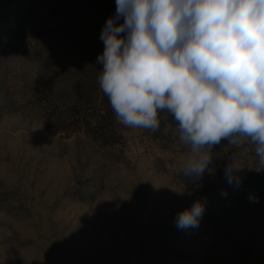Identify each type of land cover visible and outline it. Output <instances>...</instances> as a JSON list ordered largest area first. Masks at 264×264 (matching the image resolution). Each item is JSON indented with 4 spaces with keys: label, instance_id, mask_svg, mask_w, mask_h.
Listing matches in <instances>:
<instances>
[{
    "label": "rangeland",
    "instance_id": "374dc122",
    "mask_svg": "<svg viewBox=\"0 0 264 264\" xmlns=\"http://www.w3.org/2000/svg\"><path fill=\"white\" fill-rule=\"evenodd\" d=\"M115 13L113 0H0V264H264L253 146H214L193 181L166 112L156 131L117 121L122 143L108 148L58 131L60 105L95 93ZM229 164L238 189L221 171ZM250 195L258 202L241 216L221 217ZM197 200L199 227L178 229L177 213Z\"/></svg>",
    "mask_w": 264,
    "mask_h": 264
},
{
    "label": "clouds",
    "instance_id": "9594fccd",
    "mask_svg": "<svg viewBox=\"0 0 264 264\" xmlns=\"http://www.w3.org/2000/svg\"><path fill=\"white\" fill-rule=\"evenodd\" d=\"M100 39L98 85L117 121L156 131L170 114L190 148L185 176L202 180L223 141L253 146L264 167V0H116ZM237 171L224 174L238 189ZM204 212L195 201L176 227L198 228Z\"/></svg>",
    "mask_w": 264,
    "mask_h": 264
},
{
    "label": "trees",
    "instance_id": "16d2710c",
    "mask_svg": "<svg viewBox=\"0 0 264 264\" xmlns=\"http://www.w3.org/2000/svg\"><path fill=\"white\" fill-rule=\"evenodd\" d=\"M116 4V0H113ZM60 113L57 115L60 133H84L93 143L99 147L108 148L122 143L119 134L117 119L108 98L102 93L99 85L95 83V93L88 100L71 98L60 105ZM170 126H176L177 122L170 116ZM223 166L222 172L225 170ZM259 195L264 196V170L259 174ZM262 191V192H260ZM250 196H239L232 204V212L222 211L221 217L228 222L241 216L247 206L252 203Z\"/></svg>",
    "mask_w": 264,
    "mask_h": 264
}]
</instances>
